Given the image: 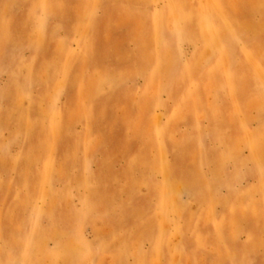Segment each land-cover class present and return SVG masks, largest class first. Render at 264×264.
Wrapping results in <instances>:
<instances>
[{
  "label": "rangeland",
  "instance_id": "374dc122",
  "mask_svg": "<svg viewBox=\"0 0 264 264\" xmlns=\"http://www.w3.org/2000/svg\"><path fill=\"white\" fill-rule=\"evenodd\" d=\"M0 264H264V0H0Z\"/></svg>",
  "mask_w": 264,
  "mask_h": 264
}]
</instances>
